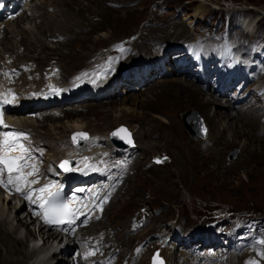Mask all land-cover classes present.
I'll return each instance as SVG.
<instances>
[{"label":"rangeland","instance_id":"374dc122","mask_svg":"<svg viewBox=\"0 0 264 264\" xmlns=\"http://www.w3.org/2000/svg\"><path fill=\"white\" fill-rule=\"evenodd\" d=\"M93 1L68 0L67 6L60 9L48 7L49 11L57 14L63 9H67V13H69L67 17L65 16L66 20L61 19V15H58L56 19L60 25L67 23L71 27L69 32L65 33L68 36L67 41L70 42L60 41L65 43L58 44L61 47L59 48L61 53L55 51L52 37H46L38 32L34 28V24H32V28L37 37L42 35L41 38L50 45L44 49L42 42H39L37 49L31 47L28 49L25 47L29 43L27 41L20 45L18 52L20 54L29 53L31 57L40 59L41 68L48 63L57 61L65 79L78 69L90 66L93 62L92 59L105 52L111 43L132 34H138L134 39L137 48L143 43L151 45L154 42H162V46H167L165 50L174 52L178 50L175 49L176 46L188 42L203 47L207 52L229 50L230 47L231 50L245 57L254 56V58L264 60V0H102L100 7L97 6L98 2L93 3ZM109 1H115L116 6L110 5ZM192 14H197L199 18L190 26L186 22ZM242 18L250 22L252 27L249 30L242 31L238 27L237 23ZM35 22L44 24L43 28L46 35L51 28L64 31L57 26L46 28V22L42 17L35 19ZM23 23L25 22L22 21L20 24L23 25ZM93 25H97V27L89 30ZM138 26L142 29L137 30ZM101 33L106 34L105 38L95 43ZM56 38L57 36L54 37V39ZM6 41L7 38L2 40V47ZM156 47H153L152 51ZM41 48L43 51L40 50ZM69 51L79 53L81 56L72 59L70 63L68 62L69 59H65L67 57L65 53ZM139 52L138 49L135 56L139 55ZM14 55L16 54L12 56ZM174 78L180 77L162 78L163 84L155 85L154 88L156 89L131 90L130 86L128 88L119 86L117 92L124 89L126 91H122L123 93L111 99L98 101L90 99L73 104L75 108L80 109L78 113L90 123L91 127L89 131H86L89 134L95 132L94 135L99 133L98 135L104 134L103 136L109 137L111 129L119 124H124L132 133L135 142L134 147L139 146L138 150L135 149L138 151L136 152L138 157L134 160L137 166H133L136 170L134 172V168H131L133 173L129 174V184L123 190L121 189L122 192L120 191L119 196L108 207L104 218L98 222L101 221L100 225H104L102 222L104 221L105 230L112 234L115 233V239H118L115 230H120L121 238L127 240L125 232H128L131 226V219L138 212H142L146 217L147 213L143 211L147 208V211L154 216V221L152 220L151 223L149 222L142 227L143 234L147 233V227L150 225L148 230L150 232L156 231L159 228V224H157L159 221L164 223L177 221L176 224H180L183 231L190 230L193 233L194 230L198 232L210 230L209 226L213 220L215 221L214 227L217 228L215 234L220 238H227L226 235L219 233L226 228L238 227L243 229L249 227L259 229L264 233V136L258 140L254 137V130L250 124L238 122L246 130L249 128L248 135L242 136L238 145L233 144L231 135H228L227 130L228 127H231L230 122L222 114L221 109H218L220 104L216 99L210 97L213 102H210V107L216 108L218 115L222 116L221 123L207 121L204 118L206 116L201 115L202 112L197 110V104L195 105L193 102L186 104L184 109L178 107L184 103V96L187 97L189 91L192 93V90L184 87L185 85L180 86L183 93V98L180 99L172 100L168 94L159 92L160 90L167 91L166 87L167 85L170 86L171 83L168 84V81ZM146 86L148 87V85ZM133 90L140 92L132 93ZM149 91L152 92L155 103L152 106L145 105L144 108H138L140 113L137 116H141L139 118L142 119L145 118V121L141 122L142 125L138 124L134 117L120 119L115 116L119 114L117 108L121 103L120 99L123 98L122 95L133 98V95L141 94L139 98L141 100L149 96ZM201 92L203 93L202 90ZM164 108H173L178 111L176 118L170 119L176 124L172 130L164 129L163 122L152 116H160L159 112L163 116L168 115L164 112ZM210 109L209 114L212 113L213 108ZM59 110L65 111L67 109L59 107ZM230 110L233 113L236 112L235 109L230 108ZM187 111L190 113L188 114L189 117H192L194 113L197 114L195 115L198 121L197 128L199 127L200 131L201 123L204 124V136L190 133L182 119V113ZM199 116L202 119L201 122L197 118ZM168 117L171 116L168 115ZM189 117L186 119L188 120ZM66 118L68 117L64 114H54V116L46 115L41 121L57 122L59 120L62 122ZM260 122L264 123L263 121ZM186 123L188 127L194 125L192 119ZM224 124L225 126H223ZM148 125L152 129L149 128L150 131L145 137L143 132L148 131ZM93 128L97 130H93ZM222 128L225 129L224 132L221 131ZM57 131L61 132L62 128L57 127ZM220 131L223 133L222 136L217 134ZM263 133L264 126L262 125L259 130H256V134L263 135ZM61 136L62 141H66V143L70 139V137H65L66 135L62 134ZM243 137H248L250 143H247L248 146L242 147L243 150L241 151L240 147L249 140ZM49 143L56 145L60 142L49 141ZM215 145L216 147H213ZM61 147L62 145L59 149ZM154 156H167V158L156 162L153 159ZM51 159L54 160L56 157H51ZM178 160L180 161L178 162ZM215 161H219V164L217 165ZM163 165L166 166L165 171ZM15 202L11 199L12 205H15ZM21 213L19 211L20 217H22ZM29 228L32 233L31 237H35V241L29 242L22 239L24 242L21 246V252L7 250L9 255H18L23 258L22 264H29L31 261L29 258L41 254L40 250H31L33 243L38 249L40 241H38V232L34 223H30ZM19 232L22 234L25 229L21 227ZM239 232L243 231L240 230ZM200 238L201 235L198 236L197 242H200ZM143 239L145 242L148 241V237ZM133 242H135L134 238L127 244L123 243L120 246L127 250ZM61 248L63 251L60 254L63 256L64 263L70 264L69 250L64 251L66 250L65 244ZM3 249L4 247L1 246L0 264H5L3 262ZM26 253L27 256H25ZM46 253L48 254L49 251H43L45 258L47 257ZM55 260L50 258L45 264H55ZM168 261L169 264H178L171 257L168 258Z\"/></svg>","mask_w":264,"mask_h":264},{"label":"bare ground","instance_id":"6f19581e","mask_svg":"<svg viewBox=\"0 0 264 264\" xmlns=\"http://www.w3.org/2000/svg\"><path fill=\"white\" fill-rule=\"evenodd\" d=\"M94 2H98L97 6H99V7H100V5H102V0H94L93 3ZM67 4H68V0H30L29 3L27 4L26 8L24 6L23 11L19 15H17L16 17H14L12 19L0 20V67H2L4 65L19 63V62H27L28 63L27 72H30V75L33 74L34 72H39V74L42 75V73L40 71L41 66L39 64L41 60L31 57L29 55V53L20 54L18 52L20 50V45L24 44L27 41L29 43L27 45H25V47H27L28 49H30V47L33 49H37L39 42H42V46L44 49H47L48 46L50 45L47 41H45L41 38L42 35H39L37 37V35L34 33L33 28H32V24H34V28H36L37 31L40 32L41 34H44V36H46V37L51 36L52 40L56 36H57V38L55 40L60 39L59 41L53 40L52 44L53 43L55 44L54 45L55 51L58 53H61L62 51H61V49H59L61 47L58 44L70 42V41H67L68 36L65 33H68L69 30L71 29V27L67 23L60 25V23H58V20H56V19H57L58 15H61L62 16L61 19L66 20V17L69 13H67V9H63V11H61L59 14H57L53 11H49L48 7L52 6L54 9L57 7L60 9L62 7L67 6ZM109 4L112 6H116L115 4H117V3L115 1H109ZM39 17H42L43 20H45V22H46L45 27L46 28H51V26H57L59 28L64 29V31H60V30L57 31L58 29L51 28V30L48 29V30H50V32L46 35L44 28H43L44 24L40 23V22H35V19H37ZM197 18H199L197 14H192L190 19H188L186 23L191 26V24ZM22 21L25 22V23H23V25L20 24ZM237 24H238V27H240V29L242 31L243 30H249L252 27L250 22L246 21V19H244V18L240 19ZM99 25H101V23H99ZM95 27H97V25H93L89 30H92ZM140 29H142V27L138 26L137 30H140ZM87 34H83V35H87ZM105 36H106L105 33L99 34V37L97 38L95 43L98 42L99 40L105 38ZM4 38H7V41L4 42L5 45H4V47H2L1 46L3 43L2 40ZM60 41H65V42H60ZM133 43H134V41H133ZM156 45H158V47H156ZM133 46L137 52L139 49V51H140L139 55H141L142 57H145V58L151 57L155 53L162 52L167 47L165 45L162 46V42H160V43L154 42L151 45H148L147 43H143V44H141V46L139 48H137V46L135 44ZM153 47H156V48H154L152 51ZM40 50H42V48ZM180 51H182V50H179V51L177 50V51H174L172 53L180 52ZM13 54H16L18 56L15 55V56L11 57ZM65 54L67 55V57L65 59H69L68 62H70V63H71L72 59L78 58L79 56H81L79 53L72 52V51H69ZM137 56H135V59H137ZM131 57H132V55L125 56L122 60H119L120 64L121 65L126 64L130 60V59L128 60V58H131ZM65 59H64V62H65ZM261 62L264 63V60H262ZM65 66L67 67L66 62H65ZM134 69L138 72L139 65L137 67H134ZM136 71H135V74H137ZM170 71L173 73V76L172 75L161 76L160 78L156 79L153 83H151V85L148 84V87L147 86H144L143 88L139 87V89L140 90L156 89V88H154L155 85H159V83L163 84L161 82L162 78L180 77V78H174V79L169 80L168 84L170 82L171 83H170V86L167 85V87H166L167 91L160 90L159 92L162 94H165V95L168 94L172 98V100L180 99V98H183V93L180 90V86L185 85L184 87H186V89L188 87L190 90H192V93L189 91L187 93L188 95H186L187 97L184 96V100H183L184 103L182 105H178V107L181 109H184L186 104L193 102V103H195V105L197 104V107H196L197 110H199L200 113L202 112L201 115L204 114V116H206L204 118L207 121H214V122H220L221 123V117L222 116L218 115L216 108L210 107V105H211L210 102H212L210 97L212 99H216L220 104L218 109H221L222 114L224 116H226L228 121L230 122L231 127H228L227 130H228V135L229 134L231 135V139L233 140V144L238 145L239 141L242 140V136L248 135V129L249 128L246 130L242 125H239L238 122L250 124V126L254 130V133H253L254 137H256L258 140L262 139V137L264 136V133H263V135H259V134L257 135L256 134V130L257 129L259 130L262 125L264 126V124L260 122L261 114H258L257 108H255V109L242 108V105L247 106L244 100L246 98H249L248 96H246L244 99L239 100L236 105H231L230 103L227 104V103L221 101L219 98H216L215 96H213V94H211V92L204 90V87L200 86L197 82H194L193 80H191L188 76H184L183 74H182V76H174V75H176L175 74L176 73L175 68L170 67ZM152 74H153V71H150L147 75H152ZM132 75L133 74L131 73V76ZM33 76H34V74H33ZM119 77L122 78V74L119 75ZM134 78H136V77H134ZM134 78L132 76L131 78L129 77V79H123V83L121 84V87L128 88L127 82L133 83L132 85L138 84L136 81L137 79L135 80ZM2 79H3V77L0 75V81ZM183 79H184V81H183ZM14 80L17 83H19V81H21V83H22L21 85H27V84L31 83V79L29 78V76H25L24 72L18 74L14 78ZM149 80L151 81L152 79H149ZM189 82H191V83H189ZM261 82L264 83V74H263V78L261 79ZM144 83L146 84V82H144ZM166 83H167V80H166ZM196 86H198L203 91L204 96H203V93L201 92V90ZM118 87H119V84H116L115 87L113 88V91H116ZM132 89L133 88H131V90ZM134 92H140V91H134L133 90L132 93H134ZM140 96H141V94L140 95L136 94V95H133V98H130L128 95H126V96L122 95L121 97H123V98L120 99L121 103H120L119 107L117 108V110L119 111V114L115 115V116H118V118H120V119H122L124 117H129V118L134 117L138 121V124L142 125L141 122L145 121L144 120L145 118L142 119V118H139L141 116H137L138 113H140V110H138V108H142L145 105L152 106L155 102H154V96H153L152 92H150L149 96H146V98L141 99V100H139ZM75 103H77V102H75ZM78 103H80V102H78ZM210 108H213L211 114H209V110H211ZM230 108L235 109L236 112L235 113L231 112ZM54 109H58V107H55ZM79 111H80V109L75 108V106H68L67 110L63 111V114L65 116H67L69 119L66 118L62 122H60L59 120H57V122H53L51 120L45 122V121H41L40 119H37L35 117L28 116L24 113L7 114V120L10 123L18 124L21 127H29L31 130H33L34 136L37 138V140L40 143H42L44 146H46L45 147L46 150H47V147L49 148V146H50V152H49V150H47V151L42 150L41 153L46 154V157H48V159H50L51 157H56V161H57V160L63 158L65 155L81 157L80 155L82 154V152L86 148H90L92 146L98 145L99 143H105L106 142V139H104V138L94 137V136L91 137L90 136V138L87 140V142L84 143L83 145H74L69 141L68 144L65 146L66 141H62V139H61L62 134L64 136L66 135L65 137H70L77 131H82V130L83 131H89V128L91 127L90 123L87 122L83 118V115L78 113ZM164 112L167 113L171 117H168V115H166V114H165V116H163V115H161L160 112H159L160 116H158V115H152V116H154V118L161 120L163 122L164 129L172 130L174 125H176V124H174L173 123L174 121L170 120V119L173 117L176 118V114L178 113V111H175L173 108H164ZM188 114H190V113H188V111H187V112H185V114L183 116V120H184L186 127L188 129H190V127H188V125L186 124V121H189L192 119L195 122L194 132H196L197 130L200 132L199 127L197 128V122L198 121L196 119V116L192 115V117H189ZM47 115L48 116L49 115L54 116V113L47 114ZM257 116L259 118H256ZM187 117H189L188 120H186ZM151 121H153V120H151ZM162 122H161V124H162ZM223 126H225V124ZM57 127H61L62 131L58 132ZM149 128H150V125H148V131L143 132V134H144L143 136H145V137L147 136L148 132L150 131V129H152V127L150 129ZM196 128H197V130H196ZM93 130H97V129L93 128ZM179 130H180V128H179ZM224 130H225L224 128L221 129V131H223V132H224ZM90 131H91V129H90ZM221 131L217 132V134L222 136L223 133ZM91 134H95V132L90 133L89 135H91ZM97 134H99V133H97ZM180 134H181V131H180ZM214 134H216V133H214ZM102 135H104V134H102ZM243 138L247 139V140L249 139L248 137H243ZM49 141H56V142L58 141L60 143H57L56 145H50ZM248 141L245 142L244 145L240 147L241 151L243 150L242 147L248 146L247 143H250V139ZM150 143H152V142H150ZM60 145H62V147L59 149ZM216 145H217V143H216ZM216 145L213 147H216ZM138 147L139 146H135V149L137 148V150H138ZM129 151H131V149ZM135 152H138V151L135 150ZM120 154H121L120 152L116 151V155H120ZM230 155H231V151H230ZM137 157L138 156H136V158ZM179 161L180 160H178V162ZM215 162L217 165L219 164V161H215ZM27 163H28V165H30V161L28 159H27ZM132 163L133 162H131V164ZM133 166L134 167L137 166L136 161L133 163L132 167ZM132 167H130V168H132ZM150 168H151V166H150ZM24 169H28V167H25ZM135 170L136 169L134 168V172H135ZM163 170L164 171L166 170L165 165H163ZM122 177H127L124 180V183H123L124 185L122 186V190H123L124 187L127 186V184H129V178L130 177L128 176V173H126V172L122 173ZM121 192H118L116 195L119 196V193H121ZM111 203H113V202H111ZM111 203L108 204L106 211H107L108 207L111 205ZM14 204L15 205L11 204V198L5 197L0 191V247L1 246L4 247V249H3L4 250L3 262L5 264H20V263L22 264L23 258L19 257L18 255L11 256L7 253V250L12 251V252H21L22 251L21 246L25 240H28L29 242L35 241V237L34 238L31 237L32 233H31V230L29 228V224L34 223L33 220L27 219V217L25 216V214L22 210L21 202L18 199ZM147 210L148 209L145 208L143 211V212L147 213L146 217L144 214H142V212H138L137 214H138V216L144 215L143 216V218H145L144 221H149L151 223L152 220L154 221V218H153L154 216L151 215V213L148 212ZM19 211L22 212L21 213L22 217L19 216ZM13 213H14V215H13ZM123 214H121V215L123 216ZM100 222H97L98 224L95 223V225H96L94 227L95 231H97V229H99V228H104L105 222L102 221L104 223V225L103 224L100 225L101 224ZM176 223H177V221H168L166 223L159 221L157 223V224H159L158 227L162 226L163 234L167 238H169V240L171 242H178V241H176L175 235L171 234V232H170V230H172L176 226L181 227L180 224H176ZM21 227H23L25 229V232H23L22 234H20L21 231L19 232V228H21ZM150 227H151V225L147 227V230H146L147 233L146 234H143L142 231L132 233V234L125 232V234H127V240H124L121 238L122 235H119L120 230H117V231L115 230L117 238H118V239H116L117 240L116 246H120L123 243L127 244L129 241H132L133 238H134V241L138 240V242L145 237H148V239L156 238L157 237L156 232L149 235L150 231L148 229ZM136 229H137V227L132 226L129 231L135 232ZM36 231L38 232V238H39L38 241H40V243L38 245V249H37L36 244L33 243L31 250L32 251H34V250L39 251L40 250L41 254H38V255L36 254V255H33L31 258H29V259H31L29 264H45L47 262V260L50 258L56 259L55 264H65L64 260H63V256L60 254V252H62L63 249L62 248H60L58 250L56 249V246L58 244L57 242L62 241L61 236H58L57 233H55L53 231L44 230V228L40 227V226L36 228ZM206 233H209V230H203L200 232H198L197 230H194L193 233H191V234L192 235H198V236L201 235L205 238L207 237L210 239V240H208L209 243H213L212 246L218 247L219 241L215 238L210 237V235H207ZM219 233L221 235H225L228 232L226 229H223V230L219 231ZM238 233H242V232H238ZM19 234H20V236H18ZM113 234H115V233H113ZM99 239H100V237H99ZM36 240H37V238H36ZM106 240L107 239L102 240V242H106ZM197 240L198 239L193 241V243H195L197 245H202L200 247H203L201 240H200V242H197ZM72 241H73L72 238L67 239V241L64 243L65 247H66V250H64V251H67L70 248L69 244H71ZM133 243H134V248H135L136 243L135 242H133ZM186 244H187V242L183 241V239H182L177 245L185 246ZM170 248L172 250V247H170ZM44 250H47V252L49 251L48 254L46 253V256H47L46 258H45V255L43 254ZM127 251H128L127 255H131V250L129 251V248L127 249ZM2 255H3V253H2ZM25 256H27V253ZM179 257H181V256H179ZM145 258H146V256H143L138 261H134L131 264H149V259L147 261ZM233 261H234V258L231 257V259L228 262L221 261V264H233ZM26 264H28V263H26Z\"/></svg>","mask_w":264,"mask_h":264},{"label":"snow or ice","instance_id":"6c2138e0","mask_svg":"<svg viewBox=\"0 0 264 264\" xmlns=\"http://www.w3.org/2000/svg\"><path fill=\"white\" fill-rule=\"evenodd\" d=\"M10 101H8L7 97L5 96L3 103H8ZM0 123H2V120H0ZM123 131V130H121ZM85 137L86 138V134L84 133H76L73 136V140L75 141L77 139V137ZM20 140V135L19 134H10V133H5L4 134V139L2 141H0V150H2L4 152L3 155H0V165H4L3 168H0V173H3L4 168H7L9 176H8V182L7 184H5V187L8 186V184H13L14 183V178L12 177L11 173L13 171H16L17 173H19V175H17L15 177V182L18 184L21 180H24L25 184H31V183H36L37 181L33 180V181H27L26 177L23 174V169L25 167H32L33 168V172H29L27 173V175H33L34 171H36L37 169H35V165H28L27 163V158H26V154L29 152V149L25 148L22 144L19 145V149L21 151V155L20 156H14V157H10L7 155L8 152L14 151L16 148V144L18 143V141ZM69 164V161H63L61 164V167L64 168L65 171H70L71 169L68 167H65L66 165ZM4 181L3 179H0V184H3ZM50 187H52L51 185H46L42 188L39 189V191L41 193H44L47 189H49ZM15 190L20 192L22 191V189L18 186L15 187ZM49 197H53L56 195V193H53L51 191L47 192ZM27 199H31V195H27L26 196ZM33 203H35V201H33ZM41 209L44 210V215H43V219L45 220L46 223H72V220H68V221H59L56 219L58 214H63L64 210L67 209V205L63 204V203H52L50 201L47 200H42L41 204H40Z\"/></svg>","mask_w":264,"mask_h":264},{"label":"water","instance_id":"95a60500","mask_svg":"<svg viewBox=\"0 0 264 264\" xmlns=\"http://www.w3.org/2000/svg\"><path fill=\"white\" fill-rule=\"evenodd\" d=\"M189 110H192V109H189ZM184 114H185V112L182 113V119H183ZM194 115H197V114L194 113ZM121 130H123V131H121ZM192 130L193 129L190 127V131L194 132ZM76 133H84V134H86V138L88 137V132H86V131H77L74 134H76ZM74 134L72 135V138H73ZM109 136H110L111 140L118 146H124L125 147V146H129V145L133 144V139H132L131 133H130L129 129L123 124H120L117 127L110 130ZM86 138L78 136L77 139L75 141L74 140L73 141L75 143H82ZM70 164H71V161H69L68 165H70ZM68 165H66V166H68Z\"/></svg>","mask_w":264,"mask_h":264}]
</instances>
